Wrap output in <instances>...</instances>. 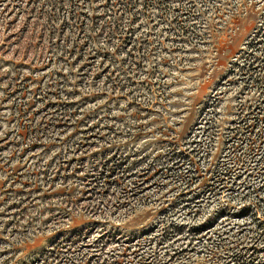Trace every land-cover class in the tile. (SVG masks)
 Wrapping results in <instances>:
<instances>
[{
  "label": "rangeland",
  "instance_id": "1",
  "mask_svg": "<svg viewBox=\"0 0 264 264\" xmlns=\"http://www.w3.org/2000/svg\"><path fill=\"white\" fill-rule=\"evenodd\" d=\"M0 264H264V0H0Z\"/></svg>",
  "mask_w": 264,
  "mask_h": 264
}]
</instances>
